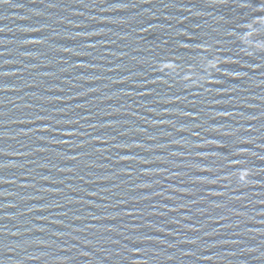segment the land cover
Here are the masks:
<instances>
[{"label":"water","instance_id":"1","mask_svg":"<svg viewBox=\"0 0 264 264\" xmlns=\"http://www.w3.org/2000/svg\"><path fill=\"white\" fill-rule=\"evenodd\" d=\"M0 264H264V0H0Z\"/></svg>","mask_w":264,"mask_h":264}]
</instances>
